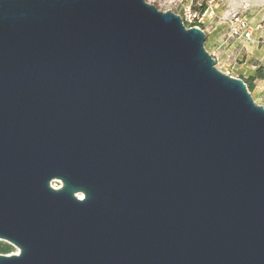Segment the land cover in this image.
I'll return each instance as SVG.
<instances>
[{
	"label": "water",
	"instance_id": "95a60500",
	"mask_svg": "<svg viewBox=\"0 0 264 264\" xmlns=\"http://www.w3.org/2000/svg\"><path fill=\"white\" fill-rule=\"evenodd\" d=\"M204 40L145 0H0V264H264V107Z\"/></svg>",
	"mask_w": 264,
	"mask_h": 264
},
{
	"label": "rangeland",
	"instance_id": "374dc122",
	"mask_svg": "<svg viewBox=\"0 0 264 264\" xmlns=\"http://www.w3.org/2000/svg\"><path fill=\"white\" fill-rule=\"evenodd\" d=\"M161 11L181 13L184 6L196 8L205 5V49L215 58V66L222 72L237 78H246L254 74L257 68L264 73V0H145ZM240 16L245 26L253 30L252 41L238 36H230L231 18ZM183 22V20H182ZM185 24V22H183ZM231 25V26H230ZM250 92L254 102L264 107V77L253 81ZM51 185L61 186V181L54 179ZM0 243H8L0 238ZM12 246V245H11ZM7 254L17 253V247Z\"/></svg>",
	"mask_w": 264,
	"mask_h": 264
},
{
	"label": "built area",
	"instance_id": "2783aa9c",
	"mask_svg": "<svg viewBox=\"0 0 264 264\" xmlns=\"http://www.w3.org/2000/svg\"><path fill=\"white\" fill-rule=\"evenodd\" d=\"M203 10H201L200 8H196L195 6H191L190 4L184 6L181 13V19L183 20V22H185V26H196L204 31L205 14ZM230 23L235 26L230 27V36H238L246 41H252L253 30L250 26L244 25V20H242L239 15L235 16L233 19L231 18Z\"/></svg>",
	"mask_w": 264,
	"mask_h": 264
},
{
	"label": "trees",
	"instance_id": "16d2710c",
	"mask_svg": "<svg viewBox=\"0 0 264 264\" xmlns=\"http://www.w3.org/2000/svg\"><path fill=\"white\" fill-rule=\"evenodd\" d=\"M205 7V5L200 4V9L203 10ZM264 77V73L261 71L260 68H257L255 70L254 74H251L249 76H247L246 78H242L240 77L246 84L247 89L251 90L253 88V81L255 79H260ZM13 250V247L11 246V244L8 243H0V253H9Z\"/></svg>",
	"mask_w": 264,
	"mask_h": 264
}]
</instances>
